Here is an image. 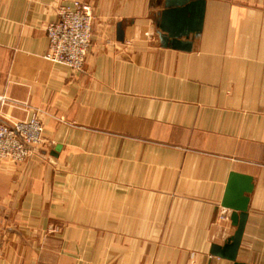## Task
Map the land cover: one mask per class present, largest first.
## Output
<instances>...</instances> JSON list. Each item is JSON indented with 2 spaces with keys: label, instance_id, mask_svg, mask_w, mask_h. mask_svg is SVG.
Listing matches in <instances>:
<instances>
[{
  "label": "crops",
  "instance_id": "crops-1",
  "mask_svg": "<svg viewBox=\"0 0 264 264\" xmlns=\"http://www.w3.org/2000/svg\"><path fill=\"white\" fill-rule=\"evenodd\" d=\"M93 10L83 70L47 61L59 5ZM164 0H0V122L45 144L0 161V264H232L231 174L250 178L236 261L264 264V0H207L190 51ZM59 147L58 151L55 148Z\"/></svg>",
  "mask_w": 264,
  "mask_h": 264
},
{
  "label": "built area",
  "instance_id": "built-area-1",
  "mask_svg": "<svg viewBox=\"0 0 264 264\" xmlns=\"http://www.w3.org/2000/svg\"><path fill=\"white\" fill-rule=\"evenodd\" d=\"M56 19L45 27L48 42L44 58L71 72L83 70L91 40L93 10L85 2L59 5ZM43 125L37 117L11 124L0 122V161L19 165L45 144Z\"/></svg>",
  "mask_w": 264,
  "mask_h": 264
},
{
  "label": "water",
  "instance_id": "water-1",
  "mask_svg": "<svg viewBox=\"0 0 264 264\" xmlns=\"http://www.w3.org/2000/svg\"><path fill=\"white\" fill-rule=\"evenodd\" d=\"M207 0H164L163 10L159 12V20L155 22L158 37L163 48L188 52L192 39L202 30ZM59 147L55 148L58 151ZM252 191L248 177L231 174L227 182L222 208L230 211V221L235 227L234 234L221 246L213 245L210 256L226 260L232 264L236 261L242 234L247 220L248 195Z\"/></svg>",
  "mask_w": 264,
  "mask_h": 264
}]
</instances>
